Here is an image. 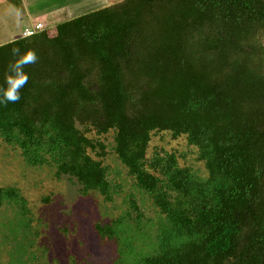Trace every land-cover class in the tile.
I'll return each instance as SVG.
<instances>
[{
  "label": "trees",
  "instance_id": "trees-1",
  "mask_svg": "<svg viewBox=\"0 0 264 264\" xmlns=\"http://www.w3.org/2000/svg\"><path fill=\"white\" fill-rule=\"evenodd\" d=\"M54 32L0 45V87L12 48L38 56L21 99L0 105V140L108 200L98 138L112 132L114 155L160 216L135 264H264V0H121ZM158 132L197 148L206 178L174 153L148 157ZM1 206L25 214L13 187H0ZM95 230L111 240L109 225Z\"/></svg>",
  "mask_w": 264,
  "mask_h": 264
},
{
  "label": "rangeland",
  "instance_id": "rangeland-1",
  "mask_svg": "<svg viewBox=\"0 0 264 264\" xmlns=\"http://www.w3.org/2000/svg\"><path fill=\"white\" fill-rule=\"evenodd\" d=\"M120 1L0 0V45L20 38L37 21L54 36L57 24ZM98 140L106 147L102 163L111 184L108 200L94 192L80 194L66 177L56 180L51 167L27 166L17 149L0 140V187L17 189L25 200L24 215L16 207H0V264H135L151 254L160 216L114 155L113 133ZM154 151L174 153L197 178L207 176L197 148L183 136L152 134L147 156ZM132 202L141 216L131 209ZM95 225H109L111 240L101 242Z\"/></svg>",
  "mask_w": 264,
  "mask_h": 264
},
{
  "label": "clouds",
  "instance_id": "clouds-1",
  "mask_svg": "<svg viewBox=\"0 0 264 264\" xmlns=\"http://www.w3.org/2000/svg\"><path fill=\"white\" fill-rule=\"evenodd\" d=\"M11 53L16 59L7 66V75L3 86L0 87V105L16 103L21 99V89L29 80L25 67L35 64L38 60L37 54L32 50L20 54L19 48H12Z\"/></svg>",
  "mask_w": 264,
  "mask_h": 264
},
{
  "label": "built area",
  "instance_id": "built-area-1",
  "mask_svg": "<svg viewBox=\"0 0 264 264\" xmlns=\"http://www.w3.org/2000/svg\"><path fill=\"white\" fill-rule=\"evenodd\" d=\"M44 30V27L41 23H37L34 24L33 26H30L28 28H25L22 32H21V38H27L30 36H33L34 34L41 32Z\"/></svg>",
  "mask_w": 264,
  "mask_h": 264
},
{
  "label": "crops",
  "instance_id": "crops-1",
  "mask_svg": "<svg viewBox=\"0 0 264 264\" xmlns=\"http://www.w3.org/2000/svg\"><path fill=\"white\" fill-rule=\"evenodd\" d=\"M11 3H12V2H11ZM12 4H13V3H12ZM34 7H35V5L32 4L31 6H29L28 10L32 11ZM36 7H37V6H36ZM58 9H59V8H58ZM30 21H34L33 18H31ZM30 23H31V22H30ZM37 23H40V21H37V22H35V23L29 25L28 27L33 26L34 24H37Z\"/></svg>",
  "mask_w": 264,
  "mask_h": 264
}]
</instances>
